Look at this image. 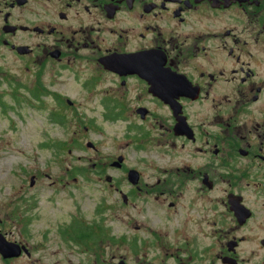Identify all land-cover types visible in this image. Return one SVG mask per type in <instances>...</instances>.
Here are the masks:
<instances>
[{
    "label": "flooded vegetation",
    "instance_id": "obj_1",
    "mask_svg": "<svg viewBox=\"0 0 264 264\" xmlns=\"http://www.w3.org/2000/svg\"><path fill=\"white\" fill-rule=\"evenodd\" d=\"M12 57L36 64L45 95L71 107L85 133L79 99L51 90L46 73L57 84L70 75L84 105L86 93L98 91L105 120L130 124L131 116L147 123L146 133L136 123L129 131L148 135L149 190L170 213L197 211L208 199L197 219L177 218L174 232L192 243L176 247L163 264H264V0H0V91L10 82ZM124 162L119 155L95 173L114 185L108 169L124 171L139 189L141 172ZM14 219L21 226L28 220L22 238L0 234L21 252L11 258L0 252V264L36 252L33 217ZM202 222L212 243L197 250L191 229L201 233ZM76 224L105 233L99 223L74 220L61 229L62 238L80 243Z\"/></svg>",
    "mask_w": 264,
    "mask_h": 264
},
{
    "label": "rangeland",
    "instance_id": "obj_2",
    "mask_svg": "<svg viewBox=\"0 0 264 264\" xmlns=\"http://www.w3.org/2000/svg\"><path fill=\"white\" fill-rule=\"evenodd\" d=\"M37 69L32 61L12 57L6 76L10 82L0 91V229L11 239L19 240L21 222L14 215L32 216L29 231L36 247L31 258L12 264L172 261L170 253L176 247L191 244L193 238L174 232L179 226L177 218L197 219L199 208L204 211L208 199L201 200L197 211H181L177 217L173 211L170 213L161 200H155L154 190H149L152 179L148 135L138 136L129 131V126L136 123L146 133L147 123L141 124L131 116L126 120L130 124L105 120L98 91L86 93L84 105L82 90L70 75L57 84L51 73H46L43 81L51 90L56 88L73 100L79 99L77 116L86 112L85 133L83 124L74 118V110L58 106L54 95H45L42 100L32 97L31 92L37 87ZM59 142L63 143L61 148ZM88 142L96 148L88 147ZM119 155L125 157L126 168L141 172L139 189L129 183L124 171L108 169V174L118 180L114 185L95 173L99 166ZM50 182L58 184L51 186ZM121 193L128 195L127 203ZM205 214L202 213L203 218ZM74 220L99 223L105 233L92 227V234L89 233L96 240L88 239L90 244L68 241L60 231ZM191 231L198 234L195 249L212 243L204 222L201 233L197 227Z\"/></svg>",
    "mask_w": 264,
    "mask_h": 264
},
{
    "label": "water",
    "instance_id": "obj_3",
    "mask_svg": "<svg viewBox=\"0 0 264 264\" xmlns=\"http://www.w3.org/2000/svg\"><path fill=\"white\" fill-rule=\"evenodd\" d=\"M157 96L163 98L164 100H166V98L163 97L162 94L156 93ZM88 146L92 147V143H89ZM122 161V157H118V159L116 161H114L112 164L114 166H119L120 163ZM129 179L132 183H136L138 180V174L136 171L134 170H130L129 172ZM32 184L34 183V178H32ZM124 200L126 199L125 196ZM0 252L3 254L4 257L7 258H11V257H15L18 256L21 252V246L17 243L14 242H8L3 236L2 234H0ZM119 264H125L124 262H120Z\"/></svg>",
    "mask_w": 264,
    "mask_h": 264
},
{
    "label": "trees",
    "instance_id": "obj_4",
    "mask_svg": "<svg viewBox=\"0 0 264 264\" xmlns=\"http://www.w3.org/2000/svg\"><path fill=\"white\" fill-rule=\"evenodd\" d=\"M41 86H42L41 83H37V87L31 92V95H32V97L35 100H40L42 98V96L46 94L45 93V89L43 90V88ZM58 120L60 121L61 118H59ZM62 144H63L62 142H59L58 143V147L61 148L62 147ZM22 224L23 225L20 227L21 229H24V230L28 229V220L25 221V219H23ZM73 231H74L75 237L78 236V235H80V234L82 235L81 238H79V239L76 238L78 241H84L83 240V234H84L86 236V243L87 244H90L88 242V239H91L90 233L92 234V226L86 225V228H83L79 224H76L75 225V228L73 229ZM100 232H101V230H100ZM91 240H94L95 241L96 239L93 238Z\"/></svg>",
    "mask_w": 264,
    "mask_h": 264
}]
</instances>
